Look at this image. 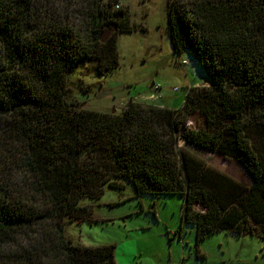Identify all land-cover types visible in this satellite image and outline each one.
Wrapping results in <instances>:
<instances>
[{
	"label": "trees",
	"instance_id": "16d2710c",
	"mask_svg": "<svg viewBox=\"0 0 264 264\" xmlns=\"http://www.w3.org/2000/svg\"><path fill=\"white\" fill-rule=\"evenodd\" d=\"M116 2L0 0V264H117L115 244L76 245L65 222L92 221L82 197L124 181L139 196L181 195V220L199 238L264 239V0H171L174 52L193 56L205 81L179 109L165 105L162 85L159 103L89 109L70 97L68 75L119 66V33L134 25ZM180 139L240 162L252 184Z\"/></svg>",
	"mask_w": 264,
	"mask_h": 264
},
{
	"label": "rangeland",
	"instance_id": "374dc122",
	"mask_svg": "<svg viewBox=\"0 0 264 264\" xmlns=\"http://www.w3.org/2000/svg\"><path fill=\"white\" fill-rule=\"evenodd\" d=\"M118 1L121 8H128L134 25L132 32L119 33L120 64L107 74L85 66L70 73V97L89 109L121 112L132 97L149 101L145 98L155 93V82L163 86L165 105L179 109L190 84L204 82L206 76L187 51L174 52L168 33L171 0ZM182 59L190 64L183 66ZM192 121L195 126L196 120ZM180 146L242 183L252 184L251 174L240 162L184 139ZM124 182V189L106 185L100 197H82L81 205L92 206L94 219H66L65 232L74 244H115L117 264H264L263 238L226 230L199 238L197 226L181 220V195L139 196L133 183Z\"/></svg>",
	"mask_w": 264,
	"mask_h": 264
},
{
	"label": "built area",
	"instance_id": "2783aa9c",
	"mask_svg": "<svg viewBox=\"0 0 264 264\" xmlns=\"http://www.w3.org/2000/svg\"><path fill=\"white\" fill-rule=\"evenodd\" d=\"M114 7L116 8V9H120L121 8V4L120 3H118V2H116L115 4H114ZM182 62V64L183 65H187L188 64V61L186 60V59H182L181 60ZM179 63H180V60H179ZM155 87L153 88L156 92L155 93H152V94H150L149 95V98L150 99H152V100H154L155 102H158L159 103V99H160V93H159V90H160V84H155L154 85ZM175 90H177L178 89V87H175L174 88ZM189 124H192V122L191 121H189L188 122Z\"/></svg>",
	"mask_w": 264,
	"mask_h": 264
}]
</instances>
